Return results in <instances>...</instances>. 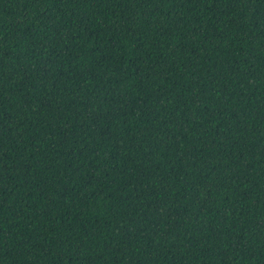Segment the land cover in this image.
Wrapping results in <instances>:
<instances>
[{
	"label": "trees",
	"instance_id": "trees-1",
	"mask_svg": "<svg viewBox=\"0 0 264 264\" xmlns=\"http://www.w3.org/2000/svg\"><path fill=\"white\" fill-rule=\"evenodd\" d=\"M0 264H264V0H0Z\"/></svg>",
	"mask_w": 264,
	"mask_h": 264
}]
</instances>
